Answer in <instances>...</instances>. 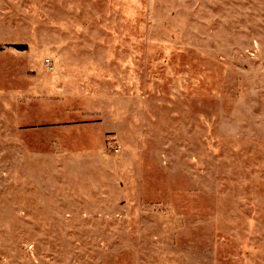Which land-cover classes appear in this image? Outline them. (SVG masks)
I'll return each mask as SVG.
<instances>
[{
	"label": "rangeland",
	"instance_id": "rangeland-1",
	"mask_svg": "<svg viewBox=\"0 0 264 264\" xmlns=\"http://www.w3.org/2000/svg\"><path fill=\"white\" fill-rule=\"evenodd\" d=\"M0 264H264V0H0Z\"/></svg>",
	"mask_w": 264,
	"mask_h": 264
},
{
	"label": "built area",
	"instance_id": "built-area-1",
	"mask_svg": "<svg viewBox=\"0 0 264 264\" xmlns=\"http://www.w3.org/2000/svg\"><path fill=\"white\" fill-rule=\"evenodd\" d=\"M50 63H51V61H50L49 59H47V60H46V64L48 65L49 68H52V66H51Z\"/></svg>",
	"mask_w": 264,
	"mask_h": 264
},
{
	"label": "trees",
	"instance_id": "trees-1",
	"mask_svg": "<svg viewBox=\"0 0 264 264\" xmlns=\"http://www.w3.org/2000/svg\"><path fill=\"white\" fill-rule=\"evenodd\" d=\"M17 47V46H16ZM19 47V46H18ZM23 47H25V46H23Z\"/></svg>",
	"mask_w": 264,
	"mask_h": 264
}]
</instances>
